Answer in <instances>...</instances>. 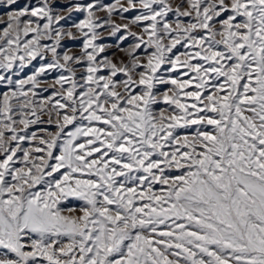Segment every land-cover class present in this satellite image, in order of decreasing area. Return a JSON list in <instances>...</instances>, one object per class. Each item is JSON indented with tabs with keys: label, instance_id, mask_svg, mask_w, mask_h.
<instances>
[{
	"label": "snow or ice",
	"instance_id": "obj_1",
	"mask_svg": "<svg viewBox=\"0 0 264 264\" xmlns=\"http://www.w3.org/2000/svg\"><path fill=\"white\" fill-rule=\"evenodd\" d=\"M0 8V264H264V0Z\"/></svg>",
	"mask_w": 264,
	"mask_h": 264
},
{
	"label": "rangeland",
	"instance_id": "obj_2",
	"mask_svg": "<svg viewBox=\"0 0 264 264\" xmlns=\"http://www.w3.org/2000/svg\"><path fill=\"white\" fill-rule=\"evenodd\" d=\"M4 12L5 10L3 8H0V17L4 16ZM4 25L3 24H0V28H2ZM65 44L68 46V47H73V48H77L79 47V42L76 41V42H72V41H65ZM34 65L38 66L36 64V62H33ZM32 71V68L29 67L27 69L24 70V72L21 73V77H26L27 75H29ZM55 75V73L53 74ZM79 75V74H78ZM49 79H51V77H49ZM3 89H0V92H2ZM44 95H48V93H44ZM33 130H35V127L33 128Z\"/></svg>",
	"mask_w": 264,
	"mask_h": 264
}]
</instances>
